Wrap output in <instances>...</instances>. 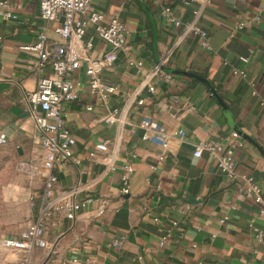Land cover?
<instances>
[{
  "label": "crops",
  "instance_id": "crops-1",
  "mask_svg": "<svg viewBox=\"0 0 264 264\" xmlns=\"http://www.w3.org/2000/svg\"><path fill=\"white\" fill-rule=\"evenodd\" d=\"M167 1L182 21L200 6L198 0ZM207 1L198 23L208 31L210 50L182 26L165 22L154 0H91L94 10L124 22L128 48L102 72V80L116 88L105 103L84 84L76 100L62 105L79 163L60 164L53 172L59 188L80 186L75 197L98 200L75 219H48L47 245L32 250L39 254L34 264H264V237L258 241L248 226L251 222L264 231V204L240 197L238 182L226 177L207 153L199 158L192 153L198 141L224 140L237 131L244 140L235 151L238 168L257 181L264 200V0ZM8 2L18 18L0 20V135L5 137L0 167L10 169L1 190L4 196L22 194L23 201L34 197L25 227L36 217L47 173L25 96L50 68L38 69L35 56L19 45L32 43L42 30L52 41L60 38L54 31L57 22L39 17L40 0ZM255 14L261 22L237 27ZM107 50L95 37L92 53ZM154 69L158 72L141 85ZM75 76L85 81L83 71ZM199 77L222 98L231 122ZM136 90L144 104L129 107L118 127L106 124V109L121 108L126 94ZM145 113L169 131L183 129L185 137H170L165 149L143 141L139 124ZM117 134L116 161H129L134 168L129 193L120 192L121 168L108 170L100 152L89 156L98 142ZM55 194L59 197V190ZM223 215L228 218L220 222ZM118 236L124 237L120 248L111 244ZM162 236L166 242L161 245Z\"/></svg>",
  "mask_w": 264,
  "mask_h": 264
},
{
  "label": "built area",
  "instance_id": "built-area-1",
  "mask_svg": "<svg viewBox=\"0 0 264 264\" xmlns=\"http://www.w3.org/2000/svg\"><path fill=\"white\" fill-rule=\"evenodd\" d=\"M159 7V14L165 22L174 27L182 26L186 32L198 36L202 48L210 50L208 31L198 23L199 15L207 0H198L200 6L193 10L192 18L182 21L174 8L167 0H154ZM39 17L45 21L57 22L54 31L59 36V41H52L46 35L45 30L38 33L32 43L19 45L23 51L33 54L36 58V67L50 68V73L40 77L35 89L26 93L27 113L36 126V139L44 149L45 156L43 166L47 173L44 178L43 190L40 195L38 212L33 222L27 224L17 236L5 238L3 245L10 249L30 253L35 248L45 247L47 241L44 238L46 222L50 218L75 219L78 212L89 204L98 200L94 196L87 195L82 198L75 197L80 186L61 189L58 187L57 175L53 172L54 167L71 162L79 163V158L73 153L75 137L66 124L62 105L78 98L79 91L85 84L89 92L97 101L105 103L108 97L114 93L115 87L102 80V72L112 67L117 61L120 51L128 48L126 34L127 28L117 16H106L103 12L94 10L91 0H40ZM18 16L8 0H0V20H16ZM261 15L255 14L252 20H241L237 23L242 28L250 23L261 22ZM93 28V33H88V28ZM95 37L102 39L108 50L93 54ZM131 64L133 62L130 61ZM141 69V63H134ZM83 71L85 81L76 77V73ZM158 69L144 75L141 85L148 83L150 77L155 75ZM233 73L245 77L243 71L233 69ZM169 77V75H165ZM148 89L154 91V86ZM255 93V91H252ZM138 92L127 93L121 108L106 109L102 120L108 125L122 123L125 112L132 105H143L144 99L138 97ZM92 107L87 106L90 110ZM139 126L141 127V139L159 145L163 149L168 146L170 137L175 136L180 141L186 135L183 129L169 131L163 124L154 120L149 113L142 116ZM5 141L3 134L0 142ZM244 145V140L237 131H230L224 140H201L193 148V156L201 157L205 152L215 162L217 168L230 180L239 184L240 197L253 199L255 203L264 204L261 188L257 181L247 172L238 168L235 151ZM97 152L102 153L101 161L107 165L108 170L122 169L121 193H129L130 176L134 172L131 162L125 161L119 165L116 161L118 156V134L114 139L98 142L89 153L93 157ZM159 155V159H163ZM59 190V197L55 194ZM33 207L34 197L30 198ZM231 207H234L231 206ZM227 215L220 218V222L227 220ZM177 221L173 222L176 225ZM248 226L253 229L258 241L264 237V231L255 227L251 222ZM124 237H115L111 244L116 248L123 245ZM166 242V236L160 238V244ZM24 264H30L28 260ZM128 264V263H124Z\"/></svg>",
  "mask_w": 264,
  "mask_h": 264
},
{
  "label": "rangeland",
  "instance_id": "rangeland-1",
  "mask_svg": "<svg viewBox=\"0 0 264 264\" xmlns=\"http://www.w3.org/2000/svg\"><path fill=\"white\" fill-rule=\"evenodd\" d=\"M10 169L2 172L0 167V264H24L28 260L34 264L39 254L31 251L30 253L7 248L3 245V240L15 237L24 228L23 223L29 217L30 201L24 199V195H17L11 192L8 196L2 193V183L8 177ZM40 264V263H39Z\"/></svg>",
  "mask_w": 264,
  "mask_h": 264
},
{
  "label": "water",
  "instance_id": "water-1",
  "mask_svg": "<svg viewBox=\"0 0 264 264\" xmlns=\"http://www.w3.org/2000/svg\"><path fill=\"white\" fill-rule=\"evenodd\" d=\"M199 78H200L204 83H206L207 85L210 86V83H209L205 78H202V77H199ZM210 88H211L213 94L215 95V97L217 98V100L219 101V103L221 104V106L225 109L226 114H227V118H228V120L231 122V118H230V116L228 115L227 107H226V105L224 104L222 98L216 93L215 89H214L212 86H210ZM193 200H195V199L191 198V199H189L188 202L193 201Z\"/></svg>",
  "mask_w": 264,
  "mask_h": 264
}]
</instances>
